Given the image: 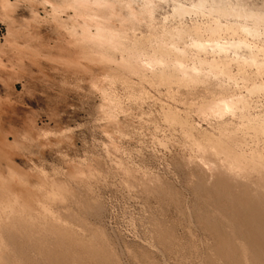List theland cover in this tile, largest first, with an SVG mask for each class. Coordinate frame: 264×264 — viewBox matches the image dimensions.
<instances>
[{
	"label": "rangeland",
	"instance_id": "374dc122",
	"mask_svg": "<svg viewBox=\"0 0 264 264\" xmlns=\"http://www.w3.org/2000/svg\"><path fill=\"white\" fill-rule=\"evenodd\" d=\"M197 1L0 0V264H264V230L252 242L242 215L264 202V135L247 126L264 119V91L248 92L264 82V23L255 37L222 32L221 43L249 47L220 53L207 31L221 20L215 0ZM226 1L264 10V0ZM163 42L179 46L171 65L186 49V70L198 57L227 60L234 77L204 69L190 83L155 62ZM250 50L255 63L244 61ZM222 92L248 108L222 120L200 110ZM235 155L250 175L228 174ZM41 205L70 223L66 244L29 219L24 231L12 224Z\"/></svg>",
	"mask_w": 264,
	"mask_h": 264
},
{
	"label": "bare ground",
	"instance_id": "6f19581e",
	"mask_svg": "<svg viewBox=\"0 0 264 264\" xmlns=\"http://www.w3.org/2000/svg\"><path fill=\"white\" fill-rule=\"evenodd\" d=\"M241 2L243 3V1H240L235 6L231 5L226 0H215V2L212 3V6H211L212 12H215V14L216 13L219 14V16L221 17V20L218 21L217 23H215L214 26H211V27L207 28V31L210 34V40L215 42V50H219L220 53H227L228 51L230 52L232 50L236 52V51H238V50H240L242 48L247 49V46H248L247 45L248 43H246V40L244 38H239L238 41H234L233 40V41L224 42V44L221 43V40H223L222 39L223 37L221 35H222V32H224V31H230L233 34L238 33L237 31H240L244 35H250V36H254V37L258 36L260 34L259 33V28L264 23V10L263 9L260 10V11H255L253 9L248 10L247 8L244 7V5ZM208 3H209V0H199V1H197V4H196L197 6H195V7L202 9L203 7H206L208 5ZM189 11H190V9L185 8L182 5H178L177 8H176V12L179 15L186 14ZM222 19L227 20V21L225 23H223ZM249 21L253 22V26L252 27L248 26L247 23ZM194 31H196V35H197V38L194 40V45L196 46L195 48H197L200 51L204 52L207 49V47H208L207 43H205L206 40H204L203 36H201V30L199 28H196V30H194ZM187 32L188 31H186L184 29H181V30L177 29V30H174V31H169L170 34L177 35L179 37L183 36ZM179 37H177V38L179 39ZM170 40H172V39H170ZM163 43L160 44V47H159V50H158V53L160 54V56L159 57H157V56L153 57V58H155L154 59L155 62H158V64L163 66L164 70L166 68H172L174 72L179 71V73H181L184 76V79H187V81L190 82V83H195V82L198 83V81L202 82V81H200L202 79H204V81H205L204 74H206V73H204V74H203V72L201 73V71L202 70L204 71V69H207V71L209 70L208 72L212 73V75L213 74L217 75L218 77L219 76L222 77L223 75L225 77L229 76L230 78L234 77L232 71L230 70L229 62L227 60H224L222 64H219V62L216 61V60L208 61L207 59H202V58L198 57L197 60H196L197 63H195L193 65L194 67L192 66L193 69L189 70L187 68V70H188L187 71L186 67L184 66V63H183L184 62V57H185V55H183V54L186 53V49H181L180 50V48H179V50H177V51H180V55L182 54V56L181 57H177L176 60H174L176 63L173 62L175 64L172 63L173 65H171V63L168 61L169 60L168 59V55L170 54V51L172 49H173V51L176 49V47H177L176 45L177 44L176 45L174 44L172 47H169L168 45H166L165 43H164L165 44L164 45ZM191 47H193V46H191ZM211 49L214 50V46ZM247 53H248V55H247V57H246V59L244 61L248 62V63H255L257 61V54H256L257 52H254V51L250 50ZM157 60H159V61H157ZM240 69H241V67H240ZM243 78L245 80H250V81L252 80V78L250 76L246 75V74L243 75ZM164 80L168 81V79H166V78ZM263 91H264V82L258 83L257 81H254L252 87L250 88V90L248 92H249L250 96L251 95L253 96V94H256V93H259V92H263ZM205 94H203V95H205ZM213 99H212L213 101L209 100L210 102H207V103H204V104H200V105H202L200 107V110L202 112H205L206 114H212V115H216V116L219 115V117H220L219 119L220 120H222L221 118H223V116L229 115L231 113H235L239 109L245 110L246 108H248V105H249V102H250V100L248 101V98L246 99V96H242V95L241 96H237V95L236 96H229V95H227V94H225L223 92L220 93V96H218V98H213ZM203 102H206V101H203ZM243 125L246 126V124H244V123H243ZM247 126L252 128V129H255L260 134L264 135V119H262V118L260 119V117L250 119ZM242 140H244V139H242ZM245 143H243V144H245ZM240 146H241V144H240ZM214 154H216V153L214 152ZM244 156L235 155V158H232L230 156L225 158V162L222 163V165H225V168L229 171L228 174H232L233 173V175L235 174L236 176L237 175H240V177L243 176L242 172L247 167L246 166L244 168L245 163L243 164V162H244L243 160L245 159V162H246V159H247ZM242 157H244V158H242ZM8 162H10V161H8ZM10 163H9V167L8 168L13 166L12 164L10 165ZM206 163L208 164V162H206ZM213 163H214V161H213ZM214 167H215V165H214ZM219 167H220V165H219ZM220 169H221V167H220ZM245 172H247V174H248V170H245ZM263 172H264V170H263ZM241 173H242V176H241ZM228 174H227V176H229ZM247 174H246L247 178L243 177V178H245V180L248 179V177H249L248 175H250V173L248 175ZM227 176L225 177V179H229V178H227ZM232 177L233 176H231V180H232ZM235 177H234V179H235ZM243 178H241V179L239 178L240 181H242ZM10 182L13 183V181H11V180H10ZM243 182L244 181H242L241 183H243ZM12 183L11 184L7 183L6 185H4L5 186L4 189L7 190V191H10V193H11V190H13L12 193H14V191H16L15 193H17V191H18V189L20 187L17 188L16 185H18V184H16L15 185L16 188H14ZM226 183H227V181H226ZM22 185L23 184H21V186ZM227 185H229V184H227ZM0 187H1V185H0ZM21 188L23 189V187H21ZM24 188H25V190L28 193L29 191L27 190L26 186ZM21 190H19L18 192H20ZM1 191H2V188H1ZM22 191L20 192L21 194L18 193L19 194L18 196L20 197V195H22L21 197L23 198V194H22L23 192ZM26 191H24V195L26 194L25 193ZM28 194L30 195L32 193H28ZM28 194H26L25 196H28ZM253 194L254 193H252V195ZM25 196H24V198H25ZM30 196L32 197V195H30ZM254 196L253 197L255 199L257 197V195H254ZM28 197H26V199ZM262 198H264V197H262ZM30 199L31 198H29V200ZM13 201H15V200H13ZM27 201H25L26 203L24 202V204H27L28 203ZM28 204L26 205V207L30 205V204L29 205ZM235 211H236V209H235ZM263 211H264V202L257 200L256 202H252L250 204V210L249 211H245V212L242 213V215H244V217H245V218L243 217V220H244L243 225H245L243 227V229L249 228L251 231H253L255 233V234L252 233L253 236H252L251 241L254 242L257 245H260V244L263 243L262 237H260L259 234L255 230V227L264 230V212ZM19 212H20V214L22 213L21 216L18 217V218H14L13 221H12L13 222L12 224H14L16 226V228H19L20 230H23V231L26 230V226L28 225V219H29L30 222L32 223L33 227H35V226L41 227L42 226V229L50 231V233H52L53 236H55V238H54L55 241H57V242H59L61 244H66V242H68V240H69V235H74L73 232L70 231V229H72L71 226L69 225L70 223L67 222V220L64 219L61 215L57 216L56 212L53 211V213H52V211L47 207V205H44V206L41 205V211H38L37 209L32 208V209L27 210V211L17 210V213H19ZM6 213L8 214L6 219L9 220V218H11L14 215L15 210L12 207H10V209H8L6 211ZM237 213H239V212H237ZM255 219L257 220V223H255L256 224L255 226H252L253 223H254L253 221ZM40 221L43 222V224H41ZM9 237L10 238H6V237H4V238L6 239V242H7L8 245H13V238L15 236L13 234H11V235H9ZM244 244L246 245V243H244ZM248 244L249 243L247 242V246H248Z\"/></svg>",
	"mask_w": 264,
	"mask_h": 264
}]
</instances>
